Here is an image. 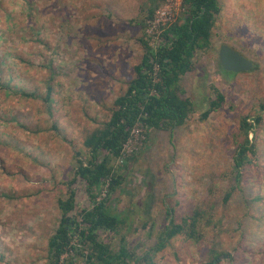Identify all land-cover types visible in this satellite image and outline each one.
Instances as JSON below:
<instances>
[{
    "label": "rangeland",
    "instance_id": "1",
    "mask_svg": "<svg viewBox=\"0 0 264 264\" xmlns=\"http://www.w3.org/2000/svg\"><path fill=\"white\" fill-rule=\"evenodd\" d=\"M35 1L37 11L44 13L40 19L45 33L40 39L46 42L37 43L35 34L26 36L31 43L25 44L23 54L32 51L29 61L34 66L19 70L42 89L47 77L40 68L53 62L54 69L47 74L55 73L54 115L18 98L3 105L0 94V116L10 121L16 115L32 130L30 138H25L22 130L0 120V264H47L48 238L60 218L58 200L66 195L63 184L68 183L76 165L75 149L82 147L86 135L109 120L114 101L133 77L144 53L139 41L147 38V28L138 24L146 20L151 7L147 0ZM221 4L224 10L214 34L215 51L199 54L194 71L181 83L186 96L198 105L196 111L172 134L151 131L149 141L138 128L123 157L127 162L140 155L130 165L126 192L116 209H130L129 239L133 246L144 247L141 252L156 245L166 213L172 209L177 216H184L204 208L208 219L210 213L215 218L200 244L178 237L158 256L159 264H206L215 243L222 246L219 251L234 253L238 241L236 259H224L222 264H264V122L255 134L260 163L244 175L239 188L242 193L235 191L237 201L230 205V217L241 219L242 224L234 227L225 221L229 223L225 229L234 227L230 234L215 227L232 185L228 175L235 150L233 135L240 122L238 112L256 115L264 104V53L251 71L240 74L221 69L218 54L223 46L240 49L239 45H249L256 55L261 53L264 0H221ZM20 8L21 3L16 9ZM153 17L146 20L147 27ZM217 90L227 97L225 106L203 121L209 98H215ZM234 96L235 109L231 103ZM55 123L59 131L53 129ZM7 136L14 142L6 143ZM148 196L154 198L152 216L159 219L145 227V207L128 203Z\"/></svg>",
    "mask_w": 264,
    "mask_h": 264
},
{
    "label": "trees",
    "instance_id": "2",
    "mask_svg": "<svg viewBox=\"0 0 264 264\" xmlns=\"http://www.w3.org/2000/svg\"><path fill=\"white\" fill-rule=\"evenodd\" d=\"M163 1L147 0L146 4L150 2L151 7L148 8L146 20L154 16ZM19 3L22 8L17 10ZM184 8L185 12L178 17L176 23L160 34L157 46L151 45L150 41L153 39L148 35L146 41L140 39L139 44L144 53L134 67L133 77L128 81L124 93L114 101L109 120L86 135L82 147L75 149L76 165L71 168L68 183L63 184L67 188L66 195L58 200L60 218L48 238L47 264H159L156 261L158 256L178 237L200 244L204 240L208 224L214 225V216L210 213L208 219L204 208H198L184 216H177L172 209L166 213L164 229L159 234L156 245L141 252L144 247L140 244L138 247L133 246L129 239V231L132 229V224L128 221L130 209L125 208L124 212L116 209L117 204L122 202V194L126 192V184L131 176L130 165L138 161L140 156L123 161L126 145L134 131L143 129L147 141L151 131L172 134L187 123L198 107L186 96L181 83L194 71L199 54L215 51L214 34L224 8L221 0H185ZM43 16L44 13L37 11L35 0H0V94L3 105L18 98L39 106L40 111L53 116L55 73L51 77L47 74L48 71H53V62L40 68L47 77L45 81L42 80L45 83L42 89L30 82L29 77L20 74L19 70L22 66L28 69H33L34 66L29 61L32 51L27 56L23 54L25 44L31 43L26 36L35 34L37 43L46 42L40 39L45 33L40 19ZM146 20L138 24L143 30L147 28ZM239 46L240 49L235 46L233 49L253 61V65L258 63V58L264 53L262 45L258 47L261 48L258 55L249 51V45ZM246 51L253 56V60ZM219 57L218 54V59ZM219 65L222 69L220 62ZM216 92L215 98H209L206 111L201 116L203 121L210 119L225 106L227 97L218 90ZM3 97L6 98L5 101H2ZM231 103L235 109L238 105L235 96ZM254 113L256 115H241L238 112L240 122L233 135L235 150L232 171L228 175L232 185L223 198L222 203L226 208L222 212V218L215 223L221 233L230 234L234 227L241 226V219L230 217V205L237 201L233 197L234 192L242 193L239 188L244 182V175L247 176L261 160L255 134L264 122V104ZM0 120L9 121L5 115H1ZM9 123L22 130L25 138H30L31 128L16 115L12 116ZM53 129L59 131L56 123ZM7 137L6 143L14 142L11 136ZM117 162L121 164L117 165ZM212 191L215 190L211 189ZM153 202L154 198L148 196L137 203L132 198L128 203L145 207V227L159 219L152 216ZM225 223L234 227L225 229ZM115 237L118 239L114 241ZM217 237L220 239L219 235ZM239 245L240 241L233 253L219 251L220 245L215 243L208 252L211 255L206 264H222L224 259L233 262Z\"/></svg>",
    "mask_w": 264,
    "mask_h": 264
},
{
    "label": "built area",
    "instance_id": "3",
    "mask_svg": "<svg viewBox=\"0 0 264 264\" xmlns=\"http://www.w3.org/2000/svg\"><path fill=\"white\" fill-rule=\"evenodd\" d=\"M185 0H164V5L155 13L153 19L148 23L147 35L153 40L152 46H157L159 36L170 26L176 23L178 17L185 12Z\"/></svg>",
    "mask_w": 264,
    "mask_h": 264
},
{
    "label": "water",
    "instance_id": "4",
    "mask_svg": "<svg viewBox=\"0 0 264 264\" xmlns=\"http://www.w3.org/2000/svg\"><path fill=\"white\" fill-rule=\"evenodd\" d=\"M220 63L222 68L231 73H245L253 69V63L243 55L230 48L223 46L220 50Z\"/></svg>",
    "mask_w": 264,
    "mask_h": 264
}]
</instances>
